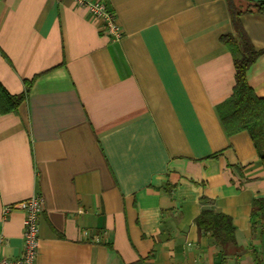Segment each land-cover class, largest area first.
<instances>
[{
  "label": "crops",
  "instance_id": "crops-1",
  "mask_svg": "<svg viewBox=\"0 0 264 264\" xmlns=\"http://www.w3.org/2000/svg\"><path fill=\"white\" fill-rule=\"evenodd\" d=\"M115 38L74 0H0V256L23 248L24 211L42 195L35 264H264V168L247 130L219 106L234 90L227 0H102ZM264 1V0H253ZM264 49V13L242 15ZM264 96V53L247 71ZM229 215L241 251L200 231Z\"/></svg>",
  "mask_w": 264,
  "mask_h": 264
},
{
  "label": "trees",
  "instance_id": "trees-1",
  "mask_svg": "<svg viewBox=\"0 0 264 264\" xmlns=\"http://www.w3.org/2000/svg\"><path fill=\"white\" fill-rule=\"evenodd\" d=\"M233 23V32L221 36V41L228 47L235 64L236 83L232 95L219 106V113L228 133L247 130L257 149L264 168V96H259L247 79V71L264 49H256L242 24L243 14L264 13V1L227 0ZM24 94L11 95L0 83V107L2 111L17 108L24 99ZM264 219V198H256L252 204V220ZM200 231L212 236L223 247V255L238 254L241 251L232 218L214 209H204L196 218Z\"/></svg>",
  "mask_w": 264,
  "mask_h": 264
},
{
  "label": "built area",
  "instance_id": "built-area-1",
  "mask_svg": "<svg viewBox=\"0 0 264 264\" xmlns=\"http://www.w3.org/2000/svg\"><path fill=\"white\" fill-rule=\"evenodd\" d=\"M79 5L87 7L91 15L100 19L102 29L105 33L120 38L122 29L117 21L116 14L102 0H74ZM18 208L24 211L23 220V248L16 258L0 256V264H35L39 249V218L44 209V198L42 195H34L27 200L10 205L5 212Z\"/></svg>",
  "mask_w": 264,
  "mask_h": 264
}]
</instances>
